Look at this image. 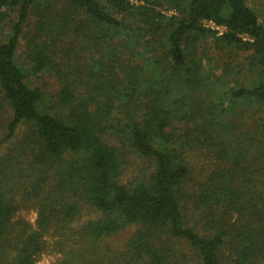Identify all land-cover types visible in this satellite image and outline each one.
I'll return each mask as SVG.
<instances>
[{
	"label": "trees",
	"instance_id": "16d2710c",
	"mask_svg": "<svg viewBox=\"0 0 264 264\" xmlns=\"http://www.w3.org/2000/svg\"><path fill=\"white\" fill-rule=\"evenodd\" d=\"M134 2L0 0V264H264V23Z\"/></svg>",
	"mask_w": 264,
	"mask_h": 264
},
{
	"label": "rangeland",
	"instance_id": "374dc122",
	"mask_svg": "<svg viewBox=\"0 0 264 264\" xmlns=\"http://www.w3.org/2000/svg\"><path fill=\"white\" fill-rule=\"evenodd\" d=\"M130 2H134V0H130ZM246 5L257 13V15L260 18V21L264 23V0H246ZM7 15H9L10 20H14V14L8 13L6 11L2 12ZM8 20L1 21L0 22V42L4 40V37L9 34V26H8ZM32 81L34 84L40 88L43 92L46 94H55L57 91V83L54 80V77L43 74L41 76H38L36 78H33ZM4 146L0 148V154L3 152ZM141 166V161L139 159L132 160L131 164L127 168L126 173H124V179L128 180L130 177H133L135 174V170L137 167ZM203 168L202 162H197V171H202L201 168ZM20 218H23L30 222L32 225L34 224V220L36 217V213L30 209V210H23L18 213V216ZM132 230H126L125 232L119 233L117 235L112 236L108 241L110 244L115 246H122L123 243L126 241V239L131 235ZM56 260V257L50 253H44L40 256L38 259L37 264H52Z\"/></svg>",
	"mask_w": 264,
	"mask_h": 264
},
{
	"label": "built area",
	"instance_id": "2783aa9c",
	"mask_svg": "<svg viewBox=\"0 0 264 264\" xmlns=\"http://www.w3.org/2000/svg\"><path fill=\"white\" fill-rule=\"evenodd\" d=\"M204 26H205V27H208V28H210V29H212V30H218V31H221V29L214 27L210 22L204 23Z\"/></svg>",
	"mask_w": 264,
	"mask_h": 264
}]
</instances>
